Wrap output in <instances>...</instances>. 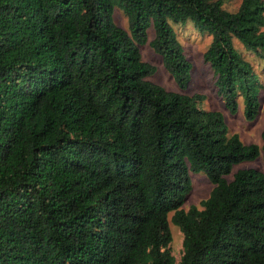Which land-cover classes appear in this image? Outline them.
Returning a JSON list of instances; mask_svg holds the SVG:
<instances>
[{"label":"trees","instance_id":"trees-1","mask_svg":"<svg viewBox=\"0 0 264 264\" xmlns=\"http://www.w3.org/2000/svg\"><path fill=\"white\" fill-rule=\"evenodd\" d=\"M188 22L212 37L204 59L228 109L242 98L257 119L262 73L237 44L264 62V0H0V264H264V172L228 179L264 159V131L262 146L245 143L204 95L148 80L153 26L187 89L174 25ZM191 172L214 187L186 209Z\"/></svg>","mask_w":264,"mask_h":264},{"label":"rangeland","instance_id":"rangeland-1","mask_svg":"<svg viewBox=\"0 0 264 264\" xmlns=\"http://www.w3.org/2000/svg\"><path fill=\"white\" fill-rule=\"evenodd\" d=\"M224 6L230 10H236L242 0H223ZM116 22L123 28L129 29V22L124 13L117 9L115 13ZM180 42L183 44L185 54L188 60L192 63L191 79L186 90H181L174 77L166 69L162 57L151 46V41L155 36V29L151 26L148 30V42L141 45L142 57L145 61L155 65L156 72L148 77V80L157 83L167 90L183 92L189 95L202 94L204 95L201 106L207 110L219 111L224 114L226 122L232 134L238 133L245 143H257L260 146L263 144L262 133L264 131V89L262 94L263 107L257 119L247 120L245 115V105L241 98L237 113L232 114L228 109L225 100L219 94L218 87L215 84L214 73L209 63L205 62L204 53L211 43L212 37L207 34H202L190 22L187 24L174 25ZM242 54L256 66L258 71L262 73L261 77L264 82V62L256 57L250 51H247L242 44H237ZM255 167L264 172L263 153L253 161H244L234 166L232 173L228 177L233 178L234 173L241 168ZM192 181V190L188 195L184 208L189 209L192 205L201 207V202L206 199L212 191L214 185L204 173H190ZM170 228L173 240L170 244L172 254L179 262L183 255V233L179 226L171 220Z\"/></svg>","mask_w":264,"mask_h":264}]
</instances>
